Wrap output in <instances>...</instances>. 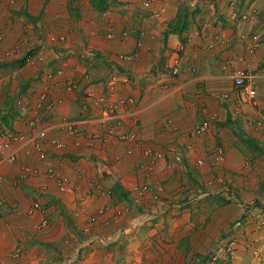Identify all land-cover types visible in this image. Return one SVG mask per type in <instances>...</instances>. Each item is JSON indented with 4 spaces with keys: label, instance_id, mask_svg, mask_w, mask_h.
Instances as JSON below:
<instances>
[{
    "label": "crops",
    "instance_id": "obj_1",
    "mask_svg": "<svg viewBox=\"0 0 264 264\" xmlns=\"http://www.w3.org/2000/svg\"><path fill=\"white\" fill-rule=\"evenodd\" d=\"M112 1L103 0V9L91 0H52L45 5L32 1L24 7L0 9L5 11L0 14V33L4 35L0 43V125L29 129L28 119L33 114L21 111L16 100L42 88L38 75L61 67L67 78L82 81V75L88 72L94 89L101 93L103 81L114 73L124 80L119 85L120 92L138 100V133L145 144L142 147L113 137L106 142L96 141L92 147L84 140L81 147H76L72 138L52 125L63 118L80 117L82 91L53 90L54 97H63V103L49 115V120L39 122L33 130L49 126L50 137L67 139L62 151L50 144L48 151L51 163L70 179L76 191H59L44 174L22 180L24 164L45 166L35 153L27 155L22 150L17 167L14 163H0V255H6L23 234L26 241L36 245H18L27 254L16 264L45 262L49 257L43 253L47 251L42 241H53L66 252L68 246H73L64 241L73 236L72 228L77 226L81 231L87 219L105 207L93 233L104 239V244H99L106 247L100 253L109 264H186L182 256L185 249L180 243L183 237L186 245H193V237L200 235L208 248L217 235L227 232L230 221L240 218L243 225L235 233L242 240L234 261L230 262L226 255V261L220 259L219 264H264V162L256 156L248 161L247 156L256 153L229 132L233 131L231 123L242 122L251 134V145L261 146L257 148L264 157V0H237L233 5L230 0H157L149 8L143 5L144 0ZM161 8L165 11L157 15ZM180 9L186 10L187 26L181 34L168 32ZM111 29L116 34L114 38L108 36ZM30 31L37 33L39 41L49 33L66 36L63 42L46 41L50 62L46 67L26 65L22 69V59L5 56L6 50L23 44ZM40 33L44 34L42 38ZM141 36L143 45L138 51L136 43ZM134 51L138 54L134 60L119 57ZM178 52L184 55L182 73L176 77L165 75L172 55ZM238 56L245 60L240 61ZM236 66L252 74L258 92L256 106L241 102L232 80ZM83 84L82 81L80 85ZM206 117L211 121L210 129L203 135H193V127ZM168 120L179 130L170 131ZM128 128L127 120L119 132ZM185 145L191 148L184 152V161L170 168L171 154L182 151ZM130 147L132 154L127 152ZM145 147L167 154V158L155 162L156 171L150 178L153 189L161 188L163 201L159 203L148 196L140 198L134 190L145 180L144 169L138 164L152 161L144 155ZM218 148L225 150L223 162L217 159ZM220 174L232 182V202L228 206L222 202L216 205L218 211L214 214H204L201 210L213 200L207 194L214 189L228 193L225 188L229 187L218 183L223 178ZM189 178L201 183L198 191L203 190L204 182L210 191L206 185V192L199 195L201 201L178 210V204L189 193H183L189 187ZM227 182L223 178L220 183ZM117 187L122 195L116 192ZM30 189L39 194L30 198ZM36 200L48 207L49 227H38L41 212H30ZM129 204L138 205L139 210L123 226L124 217L130 218ZM120 209L125 210L124 217L116 220Z\"/></svg>",
    "mask_w": 264,
    "mask_h": 264
},
{
    "label": "built area",
    "instance_id": "obj_2",
    "mask_svg": "<svg viewBox=\"0 0 264 264\" xmlns=\"http://www.w3.org/2000/svg\"><path fill=\"white\" fill-rule=\"evenodd\" d=\"M32 1H40L42 4H48L52 0H0V9L8 7H24L29 5ZM78 1V0H74ZM157 0H144L143 5L147 8L151 7ZM237 0H230V4H235ZM165 11L164 8L158 10L157 15H160ZM5 14V11H3ZM0 12V14H3ZM247 18V16H244ZM29 31V30H28ZM109 38L116 36L113 29L108 34ZM257 39V36H253ZM4 35L0 33V43L3 41ZM66 40L65 35H56L49 33L44 39L39 41L37 39V33L27 32L25 35L24 43L17 44L13 48L5 51V56L10 58L12 56H18L23 60V65H30L46 67L50 62L47 59L46 46L47 42H63ZM39 41V42H38ZM137 49L142 47V36L137 40ZM213 47V44L209 45ZM252 50V48H251ZM137 51V50H135ZM121 53V60H134L137 57V52ZM240 61H244V56H238ZM184 55L181 52L175 53L171 57V62L167 65L164 71L165 75L170 77H176L182 73L183 70ZM22 65V66H23ZM21 66V67H22ZM64 69L51 70L45 73L43 76L38 75L37 80L43 82L42 88L37 91H30L23 97L17 99V106L25 114L32 113L33 118L28 119V130H19L5 124L0 125V163L13 164L16 163L20 157V153L23 150L27 155L36 154L37 160L44 163V169L37 165L26 163L21 168L20 178L22 180L29 179L34 176L44 174L47 178L53 180L59 189L63 193H72L76 191V187L72 185L70 179L57 167H55L50 160V153L48 151V144L55 149L62 151L67 146V139L62 136H49V126L42 127L34 131V127L46 119L49 120L51 115L57 106L63 103V97H54L53 90L59 89L63 92H75L77 90L82 91L81 103H80V117L76 119L63 118L58 121H53V127L61 129L66 133L68 138H72L76 147H81L83 141H88V146L92 147L96 141L106 142L111 138L116 137L124 142H132L134 145L145 146L144 141L139 137L138 128V110L136 108L137 100L132 95H126L119 90V85L123 82L122 75L112 73L103 81V91L98 93L94 89V81L91 74L85 72L82 75V81L86 84L80 85L82 81L76 78H67ZM234 85L239 91L241 102L245 105L256 106L258 104V92L255 87V82L252 74L242 66H236L232 75ZM227 94L224 95L227 98ZM48 115V116H47ZM47 117V118H46ZM128 120L129 128L123 132H119V128L122 127ZM211 126V121L208 117L197 123L191 133L196 136L205 134ZM167 128L170 131L177 130V127L172 120L167 121ZM190 145H185L182 152H178L174 155L171 161L168 162V166L173 168L176 164L181 163L184 158V152L189 150ZM129 154L133 153V148H128ZM144 155L152 158L151 163L141 161L138 165L144 169L145 180L142 183L135 185L134 190L140 198L150 197L157 201L161 199L160 190L153 189L150 178L155 173V162L159 159H165V152L160 150H153L151 147L144 148ZM217 159L219 162H223L225 159V150L218 148ZM203 162V160H201ZM200 162V163H201ZM217 164V163H214ZM220 182H223V178H219ZM111 192V191H109ZM111 194V193H110ZM39 211L42 214V218L38 227L46 228L50 225V217L48 207L39 200L32 203L30 212ZM106 212L105 207L98 209V212L90 216L82 226V231L85 234L90 235L91 240H100L99 236L95 235L94 228L98 223L99 214ZM125 210H118L115 219L121 220L124 217ZM110 221L108 220L107 223ZM243 220H239L236 223L237 227H241ZM239 240L236 237H232L228 241L226 248L227 255L231 261L237 253ZM21 248H16L12 256L17 258L21 255ZM258 252L255 251V254ZM83 264H89L85 262Z\"/></svg>",
    "mask_w": 264,
    "mask_h": 264
},
{
    "label": "rangeland",
    "instance_id": "obj_3",
    "mask_svg": "<svg viewBox=\"0 0 264 264\" xmlns=\"http://www.w3.org/2000/svg\"><path fill=\"white\" fill-rule=\"evenodd\" d=\"M73 1L74 0H71L70 3H72ZM91 1L93 3L100 2L99 0H91ZM104 2H107V0H104ZM118 2H119L118 0H113L112 1L113 4H117ZM35 23H37V21H34V24ZM39 36H40L39 38H42L44 36V34L40 33ZM10 64H11V62H9V65ZM20 65L22 66L23 63L20 64ZM6 66H7V64H6ZM21 66H20V68H22V69L25 67L24 65L22 67ZM60 68H58V69H60ZM58 69H56V70H58ZM62 69H64V68H62ZM64 71H65V69H64ZM62 80H66V77H63ZM26 93H24V94H26ZM19 98H21V97H19ZM137 106H138V100H137L136 108H137ZM230 121L234 122L235 119H232ZM243 125L244 124L242 122L241 123L237 122L236 125L231 123L230 127L232 128L233 131H229V132H231V133L234 132L235 136L240 138V140H242V142H244L247 147H249L250 149H252L253 152L256 153V155H253V154H251L250 156L248 155L247 156V160L248 161L253 160L252 158L256 156L257 158H260L261 162H264V157L260 155L261 153H260L259 149L257 148V147L260 148L261 146L257 145L256 147H254V146L251 145L252 142H250L249 138H248V136H250L251 134H249V132H247V130L243 128ZM178 130L179 129L177 128V130H175V131H178ZM182 151H183V149H182ZM182 151H177L175 153H172L171 154L172 155L171 159L174 157V155L176 153L182 152ZM165 155H166L165 157L167 158V154L166 153H165ZM183 161H184V158H183ZM18 163L17 164L14 163L15 164L14 166L17 167ZM42 169H44V168H42ZM211 170H213V169H211ZM212 172H210L209 174H211ZM222 176H223L224 180L227 182L226 176L220 174V177H222ZM195 178L200 180L199 177H195ZM193 180H195V179L193 178ZM209 183H210V181H209ZM218 183L221 186H228L229 187L228 190L224 187L225 190L228 193L224 194L223 193L224 191L217 192L218 189L217 190L214 189V191L212 193L210 192L209 194H207L206 197L213 198V200L211 202H209L210 205H207L204 210H201L202 213H204V214H206V213L214 214V212L218 211L216 205H218V204L220 205L222 202H227V203H225V205L228 206V205H230V203H228V202H232V200L229 199L230 197L234 196L233 195V190H232V184H231L232 182L229 181V182H227V184H222V183H220L218 181ZM24 185H25L24 183L21 184L22 187H24ZM183 185H185V184H183ZM187 185H189V187L186 188L183 191V193L184 192H189V193L188 194L186 193V195H185L183 201H181V203L179 202L180 204H178V210H182V209L186 208L188 205L192 204L195 201H201L200 200L201 198L199 197V195L201 194V192H206V187L208 186V184H205V182H204V184L202 185L203 186V190L202 191H198L201 188V186H200L201 183L200 182L199 183L198 182L193 183V182H191L190 178H189V181L187 182ZM207 189L210 191L209 186H208ZM30 192H31L30 195H29L30 198H32L37 193L39 194V192L35 191V189H34V191H31V189H30ZM222 193L224 195H222ZM41 194L43 195L44 193H41ZM235 194H236V192H235ZM46 195H47V193H46ZM195 197L197 198V200L195 199L194 201H192ZM162 201L161 200H157V201H155V203H159V202H162ZM187 201H189V203ZM214 202L216 203L215 205H214ZM257 206H260V205L257 204ZM138 210H139V206L138 205L129 204V213H130L129 217L130 218H126V216H125L124 219L121 222L122 225L125 226L126 224H128L129 222H127V221L132 220V218H134L135 215L137 214ZM262 213H264V210L262 211ZM239 220H242V219L240 218V219L236 220L235 222H234V220L230 221L229 222V229L230 230L228 229L227 232H225L223 234H220L219 236L217 235L215 237L216 240L214 239L213 243L210 244V246H208V248L201 241L200 235H197V236L193 237V242H194L193 245H188V244L186 245L187 242L184 241L185 237H183L181 239L180 243H181V247H183L185 249V251H183V253H182V256L185 257L186 264H219L218 261L220 259L222 261H226L225 256L227 255V252L225 250L227 248L228 241L232 237H236L240 241L242 240V236L240 234H236L235 233L236 229L240 228V227L236 226V223ZM209 221L210 220H208V222ZM71 233L73 234L72 237L68 236V237H66L64 239V241H66L65 243L67 245H73V246H68L69 248H67V250H65L66 252L60 251L53 241L43 242L41 240L42 243H45V245H46L45 246L46 247L45 250L47 251V252H43V253L45 255L47 254L49 259L48 260H44L45 262H39V264H83L85 262H88L89 264H109V263H107V260H106L105 256H103L100 253L101 248L102 247H106V246H102L101 244H99V242L104 244L103 241L91 240L90 239V235L85 234L82 231V229L80 231V229L77 226L72 228ZM25 237H27V236H24L23 234L21 236H19L18 239L15 240V246L25 245V247H28L30 245H36V243L32 242L31 240H30L31 242L26 241ZM87 238H88V243H87ZM211 238H213V237H211ZM15 246H13L10 250H8L9 252L6 253V255H0V264H16V263L22 262V260L24 259V256L27 253L25 251H23L22 248H21V251H22L21 255L19 257H17V258H14L12 256V253H13L12 249ZM247 246H248V244H247ZM17 248H19V246ZM47 248L48 249L50 248L49 251H48ZM23 252H25V253H23ZM34 254H38V253L34 252ZM227 257H228V255H227ZM228 260H232V259H229V257H228ZM62 262H65V263H62ZM117 262H120V261H117ZM223 264H225V263H223Z\"/></svg>",
    "mask_w": 264,
    "mask_h": 264
},
{
    "label": "trees",
    "instance_id": "obj_4",
    "mask_svg": "<svg viewBox=\"0 0 264 264\" xmlns=\"http://www.w3.org/2000/svg\"><path fill=\"white\" fill-rule=\"evenodd\" d=\"M94 4L98 8L103 9V0H101L100 2H96ZM185 12H186L185 9H180V11L178 13V17L176 18V20H174L173 22L170 23L168 32L179 33V34L182 33V31L187 26V16H186V13ZM248 138H249V141L250 142L254 143L252 141V138L251 137H248ZM116 192H118L119 195H122L123 194V191L120 190L118 187L116 188Z\"/></svg>",
    "mask_w": 264,
    "mask_h": 264
}]
</instances>
